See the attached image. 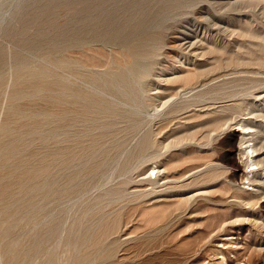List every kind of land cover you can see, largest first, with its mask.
Listing matches in <instances>:
<instances>
[{"label": "rangeland", "instance_id": "1", "mask_svg": "<svg viewBox=\"0 0 264 264\" xmlns=\"http://www.w3.org/2000/svg\"><path fill=\"white\" fill-rule=\"evenodd\" d=\"M244 121L264 0H0V264H249Z\"/></svg>", "mask_w": 264, "mask_h": 264}, {"label": "bare ground", "instance_id": "2", "mask_svg": "<svg viewBox=\"0 0 264 264\" xmlns=\"http://www.w3.org/2000/svg\"><path fill=\"white\" fill-rule=\"evenodd\" d=\"M256 116V115H255ZM242 131H239L240 135L244 137L248 136L250 139L247 140L248 143L253 142V144H249L246 147V151H242L239 148L235 149V151H232V158L235 160V168L236 170H233L230 172L229 175V182L232 184H237L236 190L240 189V184H244V179H247L249 181V185H252V187L255 189L251 193L248 194L247 197H239L240 204H248L250 206L251 210H254V207L258 204V194L263 195L264 194V174H261L260 172H264V143L262 142L260 138V134L263 133L260 131V128L256 126V124L252 121H244L240 125ZM255 127L256 132L249 133V128ZM264 131V130H263ZM247 132V133H246ZM245 142V141H243ZM234 147V146H233ZM234 149V148H233ZM244 156L246 158L244 159ZM234 162V161H233ZM206 168L202 171L203 174L206 172H216L218 168V163L216 162H209L207 165H205ZM247 166H253V168L250 171H246L245 169ZM255 166V167H254ZM158 167L155 169L152 168V170L156 171V176L158 177V180L167 179L168 177L164 172L157 170ZM229 171V170H228ZM251 174V176H250ZM199 175L194 176L193 178H197ZM156 177V178H157ZM167 177V178H166ZM157 180V181H158ZM168 180V179H167ZM153 182V181H152ZM155 185V183H153ZM184 195V194H183ZM193 197H187L182 198L178 202L182 205L185 204L188 206V204L191 203L193 200ZM186 206V207H187ZM260 210H264V204H260ZM245 212V211H244ZM247 213V212H246ZM245 213V214H246ZM258 225V224H256ZM261 227V226H260ZM264 228V226H263ZM260 228V229H263ZM264 232V231H263ZM249 247L252 249V252L250 256L248 257V263L249 264H264V239L256 242H251L249 244ZM220 255H222L221 260L217 262V264H234V260L227 257L224 252L220 251ZM238 259V258H237ZM236 259V260H237Z\"/></svg>", "mask_w": 264, "mask_h": 264}]
</instances>
